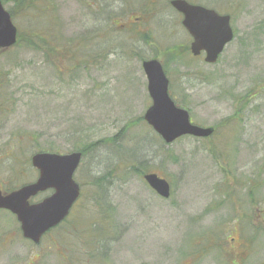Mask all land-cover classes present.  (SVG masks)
<instances>
[{
	"label": "rangeland",
	"instance_id": "1",
	"mask_svg": "<svg viewBox=\"0 0 264 264\" xmlns=\"http://www.w3.org/2000/svg\"><path fill=\"white\" fill-rule=\"evenodd\" d=\"M1 1L17 28L0 49L1 186L35 180L37 151L84 154L74 210L38 244L0 211V264H264V0H188L230 15L213 64L186 51L170 0ZM148 59L210 137L165 143L146 123Z\"/></svg>",
	"mask_w": 264,
	"mask_h": 264
},
{
	"label": "water",
	"instance_id": "2",
	"mask_svg": "<svg viewBox=\"0 0 264 264\" xmlns=\"http://www.w3.org/2000/svg\"><path fill=\"white\" fill-rule=\"evenodd\" d=\"M170 4L183 15L181 24L192 37L191 53L196 56L204 51L205 62H216L224 46L233 37L229 15L219 14L213 9L190 4L185 0H171ZM16 34L17 29L11 16L0 0V49H7L15 44ZM142 68L151 99L143 119L165 143H172L184 135L208 137L213 133V127L192 123L188 110L174 103L168 92L169 79L157 59L144 60ZM81 157L80 151L64 154L36 152L30 158L31 165L38 171L36 180L7 194H2L0 190V208L7 209L16 216L24 238L38 244L48 229L67 216L80 193L73 174ZM143 178L158 195L169 197L170 187L165 178L153 172L144 174ZM48 188L54 189L52 195L37 204H29L30 197Z\"/></svg>",
	"mask_w": 264,
	"mask_h": 264
},
{
	"label": "flooded vegetation",
	"instance_id": "3",
	"mask_svg": "<svg viewBox=\"0 0 264 264\" xmlns=\"http://www.w3.org/2000/svg\"><path fill=\"white\" fill-rule=\"evenodd\" d=\"M171 1V0H170ZM186 2H188V3H190V4H196V5H201V6H204V5H202V4H199V3H195V2H189L188 0H185ZM170 3V2H169ZM172 7V6H171ZM204 7H206V8H211V7H207V6H204ZM173 8V7H172ZM176 12H177V14H178V16H179V18H180V22H182V19H183V15H182V13H180L179 11H177L175 8H173ZM213 10H215L214 8H212ZM216 11V10H215ZM218 12V11H217ZM135 19H140V17L139 18H136L135 17ZM182 25V24H181ZM184 28V27H183ZM185 29V28H184ZM185 31L187 32V34L189 35V38H190V42H189V45H187L186 46V51H190V44H191V42H192V37H191V35L188 33V31L185 29ZM191 53V52H190ZM201 56V55H203V58H204V56H205V52L204 51H201L198 55H196V56ZM37 178V177H36ZM36 178H35V180H36ZM35 180H33V181H31V182H34ZM31 182H29V183H31ZM25 184H28V183H24V184H21V185H19L18 187H16V188H14V189H12V190H6L5 188H3L2 186H1V184H0V190H1V193L2 194H7V193H9V192H11V191H13V190H16V189H18L19 187H21V186H23V185H25ZM53 192H54V189L53 188H48V189H46V190H44V191H42V192H39V193H37L35 196H32V197H30L29 198V200H28V202H29V204H37V203H39V202H41L42 200H44L45 198H47V197H49L50 195H52L53 194ZM77 201H78V199H76L74 202H73V204L71 205V207H70V209H69V211H68V214H67V216L59 223V224H61V223H63L69 216H70V214H71V212L74 210V208H75V206H76V204H77ZM0 211H2V212H6V213H8L9 215H11L16 221H17V219H16V216L12 213V212H10L9 210H7V209H3V208H0ZM58 224V225H59ZM58 225H56L55 227H52V228H50L49 230H47L43 235H42V237H44L45 235H47L48 233H49V231H51L52 229H54V228H56V227H58ZM19 231H20V233H21V228H20V224H19V229H18ZM21 236H22V234H21ZM41 237V238H42ZM27 240V239H26ZM28 241H30V240H28ZM31 242V241H30ZM34 244V243H33Z\"/></svg>",
	"mask_w": 264,
	"mask_h": 264
},
{
	"label": "trees",
	"instance_id": "4",
	"mask_svg": "<svg viewBox=\"0 0 264 264\" xmlns=\"http://www.w3.org/2000/svg\"><path fill=\"white\" fill-rule=\"evenodd\" d=\"M30 6V5H29ZM81 150H83V149H81ZM82 152V155L84 154L83 153V151H81ZM139 174H141L142 176H143V171L142 170H139ZM98 178H100V177H98ZM98 180H100V179H98ZM98 220H101V221H105V220H103V219H100V218H98ZM97 220V221H98ZM96 221V223H97V225H99L98 224V222ZM106 222V221H105ZM99 230H102L103 232H106L107 230H108V226L106 227V228H103V227H101V229H99Z\"/></svg>",
	"mask_w": 264,
	"mask_h": 264
}]
</instances>
